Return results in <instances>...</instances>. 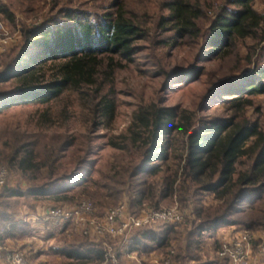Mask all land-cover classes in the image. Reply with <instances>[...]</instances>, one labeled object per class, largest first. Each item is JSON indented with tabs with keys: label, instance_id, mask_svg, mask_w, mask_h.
Instances as JSON below:
<instances>
[{
	"label": "trees",
	"instance_id": "16d2710c",
	"mask_svg": "<svg viewBox=\"0 0 264 264\" xmlns=\"http://www.w3.org/2000/svg\"><path fill=\"white\" fill-rule=\"evenodd\" d=\"M0 12L23 36L0 60V84H9L0 90V112L23 104L47 106L35 131L0 135V166L27 183L0 188L3 241L32 235L31 223L20 217L22 200L30 196L69 202L85 195L99 208L126 199L132 213L177 204L188 211V230H148L125 250L168 253L178 243L172 264H232L218 254L219 230L264 231V120L255 99L264 94V12L255 0H9L0 2ZM180 47L195 50V58L169 69L163 52ZM141 57L148 67L142 71L163 78L165 90L204 76L213 87L199 110L221 102L227 114L202 115L192 107L166 105L163 98L143 100L128 126L109 138L126 162L114 165L103 181L82 184L92 162V136L89 150L79 154L82 146H75L68 130L71 116L64 119V132L49 131L54 120L48 108L75 92L89 110L90 133L110 129L117 74ZM213 63L219 68L209 69ZM254 107L256 118L249 114ZM74 146L75 166L68 170L65 158ZM169 158L175 170L166 164ZM73 185L80 189L69 196ZM213 237L216 255L204 260ZM82 239L72 244L75 254L103 263V248Z\"/></svg>",
	"mask_w": 264,
	"mask_h": 264
},
{
	"label": "rangeland",
	"instance_id": "374dc122",
	"mask_svg": "<svg viewBox=\"0 0 264 264\" xmlns=\"http://www.w3.org/2000/svg\"><path fill=\"white\" fill-rule=\"evenodd\" d=\"M92 2L93 0H89ZM0 2H9V0H0ZM255 7L264 12V0H255ZM22 15H18V20L23 19ZM0 19L10 28L11 31L15 30L17 27L13 24L8 18L4 17L2 13H0ZM35 19H33L34 21ZM32 21V20H31ZM15 48V47H14ZM144 52V56L146 53ZM165 52V53H164ZM163 52L164 62L167 63L169 69H172L173 66H181L189 64L195 57L196 51H192L188 47H180L177 49L165 50ZM3 56V55H2ZM0 56V60L2 58ZM225 64V63H224ZM226 65V64H225ZM225 65H222L223 68H226ZM210 66V67H209ZM218 63L209 64V69L219 68ZM227 66V65H226ZM148 67L146 65V59L141 57L136 64L132 65L130 69L122 70L117 74V80L115 83V96L117 100V113L116 117L112 123V127L110 129L101 127L94 132L90 133L89 130V110L83 107L82 103L78 98V94L75 92H67L64 96V99L57 100L49 106L48 110L54 120V126L49 131L56 130L60 132H64L67 126L64 125V119L67 116H71L69 120L68 130L75 136L76 144L75 146H82L78 151L79 154H85L86 150H89V134L92 136L91 142V153L88 154L92 162L89 166V172L86 174L84 180H81L82 184H87L90 179L95 181H103L106 175L111 171L114 165L125 163L128 157H123L122 153L118 149L113 148L108 142L109 138L115 134L120 133L124 130L131 119V115L138 105L143 100L150 99L152 97L159 99H164V104L166 105H182L187 107H192L193 109H198L199 113L202 115H212V116H222L226 115L227 111L225 105L223 103H215L210 108L205 110H199L203 97L208 92V90L213 87L212 84L205 83V77L203 76L200 80H194L184 85H177L174 88H168L165 90L163 86L164 79L163 78H154L153 76L145 74L142 70H146ZM151 68V67H150ZM4 88H9V84H0V90ZM257 106H261L262 119L264 120V94L256 96ZM46 105H37V104H23L12 106L10 108L4 109L0 112V135L1 134H10L14 130L17 131H35L37 127V119L38 115L41 111L46 109ZM256 107V106H255ZM255 107L250 108L249 114L256 118L258 115L255 112ZM67 109V113L65 110ZM75 146L72 147L67 153L66 159V169L74 168L75 162L71 160V152L75 149ZM167 165L171 166L172 170H175L177 165L172 158H169L166 162ZM7 168V166H5ZM9 170V169H8ZM10 172V171H9ZM14 174L10 172V175ZM14 175L21 177L20 174L15 173ZM22 178V177H21ZM23 179V178H22ZM24 180V179H23ZM26 183V180H24ZM7 182H10V176ZM27 185V183H26ZM72 189L74 191L68 192L69 196H73L76 190L80 189L79 185H73ZM67 191L62 192L61 194H66ZM59 194V192H57ZM56 193V194H57ZM54 194V195H56ZM61 196V195H59ZM78 198V195L76 199ZM90 199L88 196H83L81 199ZM42 200V201H40ZM92 200V199H91ZM76 201H64L59 202L55 199H51V197L41 196L29 198L26 197L22 200V204L26 203L31 206L37 207L36 204H41L42 207H50L52 205L64 204V203H74ZM127 202L125 200H121V202ZM35 203L32 204V203ZM117 204V205H118ZM113 206H108L104 208H100L101 210L107 209ZM178 207L177 204L166 206L168 207ZM21 213L23 211V207L20 209ZM187 215L188 211L183 210ZM22 215V214H21ZM20 215V217H21ZM1 227H3L0 224ZM56 226V225H55ZM189 221H187L184 226H179L180 230H188L190 228ZM60 227V226H57ZM235 232H239L243 230V228H239L234 226ZM160 228V227H159ZM59 229V228H58ZM68 231L63 233V230L56 231L57 233L46 234L45 237L38 236V234L32 233L31 236L23 238V239H12L16 243L14 246H6L8 249L15 250H23L26 253L27 264H95L94 262L81 258L75 254L73 251V246H78L81 244L82 235L73 232L69 227ZM230 227L221 229L216 238H218L219 242L222 243L224 241V237L226 236L227 231ZM225 234H222L224 233ZM254 233V238L252 240V244L254 246L253 253V261H256L257 264H264V258L259 256V248L264 243V231H256ZM34 235V236H33ZM31 241L33 242V249L28 251L24 249V246H20V242L23 241ZM5 241V240H4ZM215 238L208 239V253L207 256L203 254V259L206 260L208 255L211 257L215 256L216 253L213 251ZM89 242L95 243L97 246L104 248V242H107L110 247L109 250L117 251L120 248V241L118 239H110L106 238H95L94 236H89ZM178 243H175V248L178 250ZM219 251V250H218ZM5 251L0 252V258L2 263L6 264ZM127 253L119 254V264H138V262L130 257L123 256ZM161 255L164 252H153L149 255H139V257H143L149 260L151 255ZM100 264H108V263H100Z\"/></svg>",
	"mask_w": 264,
	"mask_h": 264
},
{
	"label": "built area",
	"instance_id": "2783aa9c",
	"mask_svg": "<svg viewBox=\"0 0 264 264\" xmlns=\"http://www.w3.org/2000/svg\"><path fill=\"white\" fill-rule=\"evenodd\" d=\"M16 27L11 31L0 19V56L21 42L23 36L20 26L16 25ZM9 176L8 168L0 166V188L7 183ZM43 216L53 225L69 226L73 232L82 236L118 239L120 248L117 251L109 250L108 243L104 242V262L108 264H119V254L125 253L126 247L136 235L163 226L178 228L186 223L185 212L176 206L161 209L147 208L132 213L126 202L101 210L93 200L86 198L74 203L52 205L45 210ZM4 235L5 228L0 226V252L5 251L7 264H27L25 251L8 249L3 241ZM253 238L252 231L243 229L232 239L224 240L218 254L232 264H245L254 253ZM175 247L174 245L168 253L151 255L148 262L145 258L139 257L137 252L127 253L126 256L135 259L138 264H172ZM259 256L264 258V243L259 248Z\"/></svg>",
	"mask_w": 264,
	"mask_h": 264
},
{
	"label": "crops",
	"instance_id": "0c3cea01",
	"mask_svg": "<svg viewBox=\"0 0 264 264\" xmlns=\"http://www.w3.org/2000/svg\"><path fill=\"white\" fill-rule=\"evenodd\" d=\"M15 174V173H14ZM14 174L10 175V184L13 186H22V187H26V183L25 181L19 177L16 176ZM29 198H34L32 196H30ZM36 198V197H35ZM42 201V200H40ZM32 204L35 205V203L33 202ZM37 207L31 206L29 204L23 203V211H22V215L21 218L25 221H28L31 223L32 226V233H36L38 234V236H42L43 235L45 237V235L48 234H55L57 233L56 231L58 230H63L64 228H68V227H57L55 225H53L50 221L46 220L45 217L43 216L45 210L47 209V207H42L41 204H36ZM59 228V229H58ZM231 229L229 230H224L227 231L226 236L224 237V240H230L232 239L234 236H236L239 232H235L234 229H236L234 226L230 227ZM68 231V229H65V232ZM218 233H221L220 230ZM222 234H225L222 233ZM34 236V235H33ZM5 242L7 243L8 246H14L16 245V243L14 241H12L11 238H7L5 239ZM21 247L24 246V249L30 251L33 249V242L31 241H23L19 243ZM126 256V255H123ZM252 259H254L253 257L249 258L245 264H257L256 261H253ZM0 263H2V260L0 258ZM7 264V263H6Z\"/></svg>",
	"mask_w": 264,
	"mask_h": 264
}]
</instances>
